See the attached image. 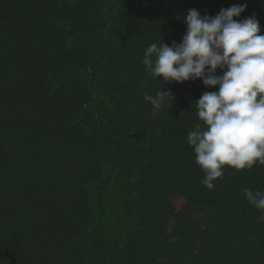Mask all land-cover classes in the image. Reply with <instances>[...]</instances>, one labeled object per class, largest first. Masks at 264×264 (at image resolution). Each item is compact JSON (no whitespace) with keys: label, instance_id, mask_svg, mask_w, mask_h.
I'll use <instances>...</instances> for the list:
<instances>
[{"label":"trees","instance_id":"trees-1","mask_svg":"<svg viewBox=\"0 0 264 264\" xmlns=\"http://www.w3.org/2000/svg\"><path fill=\"white\" fill-rule=\"evenodd\" d=\"M243 4L264 35V0H0V264H264V166L210 190L186 141L218 86L144 99L149 45Z\"/></svg>","mask_w":264,"mask_h":264},{"label":"clouds","instance_id":"clouds-1","mask_svg":"<svg viewBox=\"0 0 264 264\" xmlns=\"http://www.w3.org/2000/svg\"><path fill=\"white\" fill-rule=\"evenodd\" d=\"M246 8L232 5L214 17L191 8L183 18L187 28L182 41L152 43L142 59L145 72L162 85L155 96L144 97L154 109L174 99L163 84L202 80L206 88L218 86L194 102L202 123H195L186 136L204 172L202 183L210 190L228 167L244 171L264 166V35L255 14L237 19ZM244 195L264 213V192L245 189Z\"/></svg>","mask_w":264,"mask_h":264},{"label":"rangeland","instance_id":"rangeland-1","mask_svg":"<svg viewBox=\"0 0 264 264\" xmlns=\"http://www.w3.org/2000/svg\"><path fill=\"white\" fill-rule=\"evenodd\" d=\"M176 207H181L185 202L184 198H175L172 200Z\"/></svg>","mask_w":264,"mask_h":264}]
</instances>
